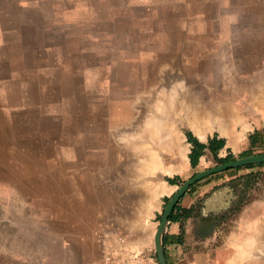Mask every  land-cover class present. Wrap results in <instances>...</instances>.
Here are the masks:
<instances>
[{
  "label": "rangeland",
  "instance_id": "374dc122",
  "mask_svg": "<svg viewBox=\"0 0 264 264\" xmlns=\"http://www.w3.org/2000/svg\"><path fill=\"white\" fill-rule=\"evenodd\" d=\"M215 6L0 0V264H92L100 222L117 224L131 243L141 226L157 228L152 214L140 219L146 200L157 183L172 176L179 186L187 175L178 150L164 148L170 132L153 141L166 165L182 166L172 173L144 170L140 140L155 145L153 120L182 141L194 130L164 97L180 93L227 126V106L246 118L248 93L264 89V27L240 20L233 30L223 20L199 30L198 17L213 19Z\"/></svg>",
  "mask_w": 264,
  "mask_h": 264
},
{
  "label": "crops",
  "instance_id": "0c3cea01",
  "mask_svg": "<svg viewBox=\"0 0 264 264\" xmlns=\"http://www.w3.org/2000/svg\"><path fill=\"white\" fill-rule=\"evenodd\" d=\"M199 3L221 7L228 5L219 12H216L215 6L214 12L210 11L214 14L213 19H209L211 15L198 17L199 30H209L208 21L223 20L229 21V27L233 30H242L240 20L251 21L253 30L264 27V0H199ZM244 6L246 9L243 11ZM241 13H246L243 19L239 17ZM250 92L249 105H252V110L246 118H238L239 114L232 110L230 124L220 132L216 129L207 131L204 138L195 130H189L184 137L188 145L186 161L177 170L182 167L188 178L197 171L218 164V157L227 159L232 155L238 158L247 148L264 152V89ZM257 95L261 98H257ZM213 134L223 141L219 147L208 140ZM191 140L197 143L193 144ZM198 143L203 144L200 154ZM169 179L165 181L169 190L160 194L159 202L152 210L150 218L155 228L164 200L178 187L172 176ZM250 239L254 242L252 252L247 250ZM162 244L168 264H263V258L257 253L261 246L264 248V162L225 169L195 182L179 198L170 213L162 234ZM142 250L146 254H153V242L149 240ZM7 260L6 264H9Z\"/></svg>",
  "mask_w": 264,
  "mask_h": 264
},
{
  "label": "bare ground",
  "instance_id": "6f19581e",
  "mask_svg": "<svg viewBox=\"0 0 264 264\" xmlns=\"http://www.w3.org/2000/svg\"><path fill=\"white\" fill-rule=\"evenodd\" d=\"M258 80V79H257ZM172 87V86H171ZM174 86L172 87V90H173ZM181 88V87H179ZM177 89V88H176ZM174 89L175 93L177 94V90ZM169 90L170 87H169ZM183 91V90H181ZM185 91V90H184ZM187 91V90H186ZM163 92V91H162ZM167 92V91H166ZM172 92V93H174ZM186 93V92H185ZM183 94V93H182ZM183 96V95H182ZM180 96V93L179 95H172L170 94L169 92V95L167 97H164L165 99V102L168 104V106L170 107L168 110H170L171 108H175L179 111L182 112V114L185 115V117L187 118V122L188 124L196 131V133L198 135H200L201 137L204 138V135L207 131H212L214 129H218L219 132L220 131H223V128L225 127V122H221V113L216 111V110H213L212 113H209L208 109L200 106V105H197L195 106H192L191 104L189 105V99L186 97V96ZM193 97V96H192ZM198 97V96H197ZM252 97V93H248V99ZM255 97V96H254ZM201 98V97H200ZM198 98V99H200ZM257 98H261L257 95ZM158 99V98H157ZM205 99V98H203ZM157 101V100H156ZM203 101V100H201ZM219 101V100H218ZM192 102V101H191ZM161 103V102H160ZM193 103V102H192ZM201 103V102H200ZM199 104V103H198ZM204 104V103H203ZM222 104V103H221ZM163 105V104H161ZM225 106V104H223ZM157 106V105H156ZM227 106V105H226ZM159 107V106H158ZM228 108H230V113L228 114V117L229 115L231 114L232 112V108L230 106H227ZM155 108V107H154ZM166 108V107H165ZM162 107V109H164L165 112H167V110ZM168 108V107H167ZM227 108V109H228ZM161 109V106L159 107V110ZM211 109V108H210ZM223 109V107H222ZM155 110V109H154ZM171 111V110H170ZM226 111V109H225ZM260 111V110H259ZM223 112V111H222ZM255 112V111H254ZM173 113V112H172ZM179 113V112H178ZM263 113V112H262ZM174 114V113H173ZM180 114V113H179ZM224 114V113H223ZM260 114V113H259ZM210 115H214V118L211 120V116ZM164 116H168L166 113L164 114ZM170 116V115H169ZM224 117V116H223ZM154 118V117H153ZM171 118V117H170ZM225 118V117H224ZM155 119V118H154ZM159 119V118H158ZM232 119V118H231ZM156 120V119H155ZM162 121V119L160 120ZM172 121V119H171ZM146 122V121H145ZM223 123V124H222ZM141 126V125H140ZM151 130H150V134H149V141L151 144H155L152 148L149 147L148 143H145L144 140H140V143L139 145L141 147H144L146 148L143 156L142 157V166L144 168V170L146 171H150V170H159L161 172H164V173H172L174 171H176L178 169V166L177 167H174V166H169V165H166L164 162H163V156L162 154L160 153V151L158 150L160 147H159V142L157 141H153L155 139H157V135L159 136V131H167V132H170L168 133L167 137H166V142H165V146L164 148H174L176 150H178V152L180 153V157L182 159V163L184 162L185 160V156H186V152H187V143L184 141H182V137H181V134L177 131L175 132H172L170 131L169 128L166 127V125L164 123H160V122H154L153 120V123L152 125L150 126ZM135 134V133H134ZM139 136H142V134L140 135L139 133ZM147 139V138H146ZM187 141V140H186ZM104 146V145H103ZM135 146V145H134ZM147 146V147H146ZM139 156V155H138ZM181 163V164H182ZM136 164V163H135ZM141 171V170H140ZM143 171V170H142ZM138 173V172H137ZM152 174V173H151ZM169 190V187H167V184L165 181H161L159 183H157L154 188H153V191H152V195L150 196L149 199L146 200V210L144 211V213L142 214V216L140 217V219H143L144 220L146 219V217H148L149 215L152 214L151 210H153V208L155 206H157V202H155V197L165 191H168ZM148 194V193H147ZM139 220V219H138ZM134 221V220H133ZM135 222V221H134ZM145 224V223H144ZM140 230H141V234L139 237H137V239L133 240L132 244L133 246H135V248L138 249V247H144L146 245V243L149 242V240H152L153 243H154V237H155V232H156V229L155 230H150V228H148V226H141L140 227ZM153 234V235H152ZM253 239H250L248 242H249V246L247 247V250L250 252L253 248H251V246L253 245ZM135 241V242H134ZM139 248V249H140ZM155 248V247H154Z\"/></svg>",
  "mask_w": 264,
  "mask_h": 264
},
{
  "label": "built area",
  "instance_id": "2783aa9c",
  "mask_svg": "<svg viewBox=\"0 0 264 264\" xmlns=\"http://www.w3.org/2000/svg\"><path fill=\"white\" fill-rule=\"evenodd\" d=\"M98 253L92 264H159L153 255L135 248L112 221H102L93 230Z\"/></svg>",
  "mask_w": 264,
  "mask_h": 264
},
{
  "label": "water",
  "instance_id": "95a60500",
  "mask_svg": "<svg viewBox=\"0 0 264 264\" xmlns=\"http://www.w3.org/2000/svg\"><path fill=\"white\" fill-rule=\"evenodd\" d=\"M263 162H264V153L251 154L248 156L235 158L233 160H227L225 162H221L216 165L205 168L203 170L197 171L189 178L184 180L169 197V200L161 213V217L158 222V226L156 228L155 237H154V246H155L154 250L156 252L158 263L168 264L164 254V247L162 244V234L168 222L169 215L172 212L174 206L178 202L179 198L185 193V191L192 184H194L204 176H207L215 172H219L229 168H236L247 164L263 163Z\"/></svg>",
  "mask_w": 264,
  "mask_h": 264
},
{
  "label": "trees",
  "instance_id": "16d2710c",
  "mask_svg": "<svg viewBox=\"0 0 264 264\" xmlns=\"http://www.w3.org/2000/svg\"><path fill=\"white\" fill-rule=\"evenodd\" d=\"M254 138H255V137H254ZM254 138H253V139H254ZM191 141H192L193 144H196V143H197V142H195L194 140H191ZM197 145H198V153L200 154V153L202 152V149H203V144L198 143ZM191 151H192V150H191ZM190 153H191V152H190ZM190 153H189V155H190ZM259 153H264V152H255V153H254L252 150H250V149H246V150H244L243 152H241L240 157L248 156V155H251V154H259ZM229 159L232 160V159H235V157L231 155V156L229 157ZM251 165H253V164H248V165H245V166H251ZM172 179L175 180V178H172ZM168 180L170 181V179H168ZM196 183H197V182H196ZM194 184H195V183H194ZM194 184H193V185H194ZM193 185H191V186H193ZM191 186H190V187H191ZM168 200H169V198H167L166 201L168 202ZM167 202H166V203H167ZM165 205H166V204H165ZM160 217H161V214L158 215V218H160Z\"/></svg>",
  "mask_w": 264,
  "mask_h": 264
}]
</instances>
